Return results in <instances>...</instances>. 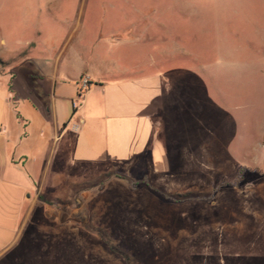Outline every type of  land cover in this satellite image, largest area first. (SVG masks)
Masks as SVG:
<instances>
[{
	"label": "rangeland",
	"instance_id": "374dc122",
	"mask_svg": "<svg viewBox=\"0 0 264 264\" xmlns=\"http://www.w3.org/2000/svg\"><path fill=\"white\" fill-rule=\"evenodd\" d=\"M36 37L190 70L199 103L175 129L179 170L89 183L86 219H40L5 264H264V0H0V55Z\"/></svg>",
	"mask_w": 264,
	"mask_h": 264
},
{
	"label": "crops",
	"instance_id": "0c3cea01",
	"mask_svg": "<svg viewBox=\"0 0 264 264\" xmlns=\"http://www.w3.org/2000/svg\"><path fill=\"white\" fill-rule=\"evenodd\" d=\"M98 49L92 40L55 51L36 37L0 55L16 64L0 75V264L40 219H86L82 196L102 176L120 188L115 176L179 170L175 129L185 113L193 128L198 74L130 70Z\"/></svg>",
	"mask_w": 264,
	"mask_h": 264
},
{
	"label": "built area",
	"instance_id": "2783aa9c",
	"mask_svg": "<svg viewBox=\"0 0 264 264\" xmlns=\"http://www.w3.org/2000/svg\"><path fill=\"white\" fill-rule=\"evenodd\" d=\"M81 88L82 89H86L87 85H88V81L86 78H84L82 81H81Z\"/></svg>",
	"mask_w": 264,
	"mask_h": 264
}]
</instances>
